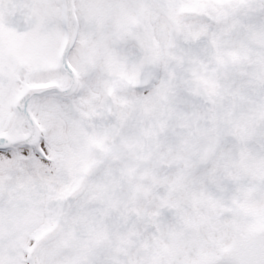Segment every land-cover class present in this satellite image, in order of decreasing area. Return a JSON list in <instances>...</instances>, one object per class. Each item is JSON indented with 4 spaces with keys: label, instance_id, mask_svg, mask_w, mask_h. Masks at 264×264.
Here are the masks:
<instances>
[{
    "label": "snow or ice",
    "instance_id": "snow-or-ice-1",
    "mask_svg": "<svg viewBox=\"0 0 264 264\" xmlns=\"http://www.w3.org/2000/svg\"><path fill=\"white\" fill-rule=\"evenodd\" d=\"M0 264H264V0H0Z\"/></svg>",
    "mask_w": 264,
    "mask_h": 264
}]
</instances>
